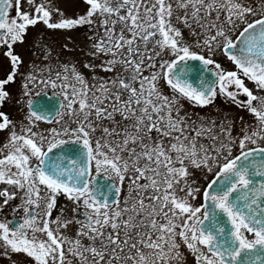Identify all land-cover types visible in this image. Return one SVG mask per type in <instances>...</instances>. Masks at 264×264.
I'll use <instances>...</instances> for the list:
<instances>
[{"label": "snow or ice", "instance_id": "6c2138e0", "mask_svg": "<svg viewBox=\"0 0 264 264\" xmlns=\"http://www.w3.org/2000/svg\"><path fill=\"white\" fill-rule=\"evenodd\" d=\"M26 3L0 0L11 69L0 78V105L15 100L22 113L16 122L0 111L8 133L0 213L14 214L0 219V255L23 254L29 264H188L186 250L194 264H264V0H83L71 16L51 0ZM176 9L183 27L172 23ZM38 22L51 30L95 25L89 55L111 57L84 64L95 83L75 64L19 71L14 45ZM37 47L49 49L43 37ZM218 51L235 70L222 67ZM97 67L113 75L97 76ZM17 77L18 99L8 90ZM49 88L59 98L53 106L35 98ZM217 95L255 123L240 117L242 135L233 137L227 117L216 133V120L198 123L185 109L184 101L204 107ZM41 121L52 126L41 130ZM60 196L84 219H64L63 208L53 219ZM73 222L70 237L61 229Z\"/></svg>", "mask_w": 264, "mask_h": 264}, {"label": "flooded vegetation", "instance_id": "af4514ba", "mask_svg": "<svg viewBox=\"0 0 264 264\" xmlns=\"http://www.w3.org/2000/svg\"><path fill=\"white\" fill-rule=\"evenodd\" d=\"M75 3H80L81 7L77 10V13H81L85 5L83 3V0H74ZM173 5L175 7V0H172ZM10 15H14V12L10 10ZM72 15V14H71ZM69 15V16H71ZM183 15V10L176 9L174 11L173 17H172V23L178 27H183L182 23L177 19V16ZM251 19V18H250ZM95 31V25L93 27H89L87 25L85 26H79L73 30H51L48 29L42 22H38L35 26H29L27 29V34L24 38L23 43L17 42L14 45V51L19 54L22 57L23 64L20 66L19 71L27 74L29 70H31L32 64H38V65H47L51 64L53 67V71H59V65L60 64H75L78 71L83 73L86 78H88L89 84L95 83L91 80L92 72L89 69H86L84 67L85 63H94L96 65H99L101 63L102 59L105 58H111V57H104L101 55L99 58H94L93 56L89 55L91 51H94V49L91 48L92 43L94 42V39H89V37H92ZM117 32H119V26L117 27ZM62 33L65 35H62V37H59L58 34ZM239 33L236 32L233 34V39H235V36ZM99 35H102V31L95 37L98 38ZM185 37H188V31L184 30ZM43 37L44 40L49 45V49H41L37 47L38 43L40 42V38ZM67 44V48L64 47V45ZM19 48H22V52L24 55H21V51ZM6 51V48L4 46H0V78H3L8 71H10V62L8 58L4 56V52ZM43 52H47L48 59H45ZM61 52H63L62 55H58ZM215 59L221 63L222 67L227 70H235V66L232 64L231 61L227 59L226 56H224L221 52H217ZM45 60V61H44ZM44 61V62H43ZM194 65V71L189 73L188 78L192 80V82L195 84L196 80L198 79V74L195 69H198L200 67L199 62L193 61L191 62ZM117 70H119V66H117ZM47 75V73H45ZM96 75L102 76V77H108L113 75V73H105L103 72L99 67L96 68ZM23 81L20 77H17L16 82L12 83L8 86V90L12 93V96L14 98H19L20 96V87L22 85ZM246 86H248L250 89L255 91V85L251 81L245 80ZM40 91L39 88H34L33 93ZM165 93H170V90L164 86ZM40 101L41 104H45L48 106L56 105L58 97L53 96V90L47 89L44 93L41 94L39 97H35ZM243 98V97H239ZM26 103V102H25ZM184 106L189 115L192 117L193 120H198V117H204L205 123L209 122L210 120H216L217 128L215 129L216 133L219 132V123L221 119H224L227 117L229 121L234 122V126L232 128V135L233 137H237L239 135H242L241 129L243 128V124L241 123L240 117L244 118V121L249 124H254L255 120L254 117L247 113L246 110L238 108L234 103L231 101L226 100L223 96L217 95L216 99L213 101L211 105L199 107V106H193L189 104L187 101H184ZM0 111L5 112L9 118L13 121L19 122L22 118V113L20 110V106L15 103V100L12 101H6L2 105H0ZM230 111H234L235 116L231 117L227 113ZM51 124H48L46 122H39V127L41 130L51 127ZM238 129V134L237 130ZM236 130V131H235ZM8 133L6 131L0 130V146H2L6 140ZM99 135V133H97ZM153 136H155V133H153ZM221 139L223 137L221 136ZM203 143H209L206 139L202 140ZM167 143V141H166ZM264 143V142H261ZM250 147L252 145H249ZM238 154V149L234 150L233 155ZM218 170V169H217ZM213 173H209L207 179L210 181L213 176ZM197 176H200V173H197ZM200 183L202 185H206V181H204L202 178L200 180ZM6 187L3 184H0V189H3ZM10 191H16V189L11 188ZM126 193V184H125V190L121 194V200L123 199V195ZM202 202L201 200H197L196 203ZM3 203V199L0 198V204ZM12 206L20 204V199L17 197L11 202ZM64 209V219L71 220L73 219V216L75 215L76 219L83 220L84 217L82 215L83 208L81 207L77 213L72 212L73 204L66 200L63 196L58 197L57 204L53 209L52 212V218L55 219L57 215H60V209ZM18 215L15 217L16 220L19 219V216L23 215L22 210L18 209ZM37 211H43V204H41V208ZM13 213L10 211V208L5 207L3 210V213H0V219L7 216L8 218H13ZM79 228V225L76 223H71L67 227V229H61L62 232H64L65 235H68L70 237L75 236L76 230ZM85 243L87 241L85 240ZM2 252V250H0ZM185 256L188 264H194V258L191 256L190 253H188L185 250ZM13 261H20L22 264H29V261L23 254H12L11 258L4 255H0V264H12Z\"/></svg>", "mask_w": 264, "mask_h": 264}, {"label": "rangeland", "instance_id": "374dc122", "mask_svg": "<svg viewBox=\"0 0 264 264\" xmlns=\"http://www.w3.org/2000/svg\"><path fill=\"white\" fill-rule=\"evenodd\" d=\"M36 2L39 3L40 0H36ZM21 3H22V8L24 10H28V5L26 3V0H21ZM51 3L53 5L59 7L61 10H63L66 13V15H71V14L73 15L74 13H77V10L81 7L80 3H78V2L75 3L74 0H51ZM62 35H65V34H62V33L58 34L59 37H62ZM19 49L21 51V55H24V53L22 52V48H19ZM62 54H63V52H61L58 55H62ZM227 114L230 115L231 117L237 115V114H235L234 111L233 112L230 111ZM236 130H237V133H236V135H237L239 130L238 129H236Z\"/></svg>", "mask_w": 264, "mask_h": 264}]
</instances>
